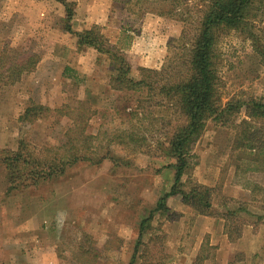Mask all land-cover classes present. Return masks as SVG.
Returning a JSON list of instances; mask_svg holds the SVG:
<instances>
[{
  "label": "rangeland",
  "instance_id": "rangeland-1",
  "mask_svg": "<svg viewBox=\"0 0 264 264\" xmlns=\"http://www.w3.org/2000/svg\"><path fill=\"white\" fill-rule=\"evenodd\" d=\"M37 1L51 6V0ZM204 1L129 0L125 3V0H112L108 18L112 23L119 25L124 35L128 37L121 47H126L132 39L135 40V49L125 54L123 49L113 46L124 52L125 60L131 70L136 71L132 68L137 65L147 67L145 69L149 70H159L163 65L173 62L176 54L182 53L177 40H180L183 30H185L184 33L193 31L199 12L204 7ZM68 3L73 11L75 5ZM14 4L15 0H2L0 19L2 20L11 12L13 13L12 24L16 23L19 26L20 14L15 12L19 9V4ZM157 10L160 12L168 10L167 12L171 14L159 16ZM146 15L159 18L164 26L157 31L141 32L140 24ZM3 32L9 31L0 22V33ZM43 38L42 36L41 44L38 45L33 40L26 43L23 48L20 44L11 48L14 50L10 53L11 57L18 58L16 54L21 50L39 57H45L51 51L54 54H60V50L49 46L48 41L43 44ZM4 44L5 48L9 41L5 39ZM217 53L219 56L217 95L220 102L223 104L231 99L246 101L249 98H257L264 103V68L259 65V59L250 43L231 33L219 41ZM109 63L110 61L103 55H99L96 60V64L105 68L110 78ZM66 75L75 76V73L69 72ZM133 77L138 78V74ZM32 80L29 75L23 76L15 85L1 88L0 102H3L7 95H13L7 91L13 88L12 91H16L15 87L20 86L25 87V91L28 92L29 102L26 109L32 105H39V102L31 99L32 87L36 86V80ZM73 83L75 87L70 89L69 96L63 98V103L59 101L57 95L46 94L45 97L44 95L41 97L39 93V100L45 103L39 106L48 111L43 110L38 113L39 120H37V114L32 117V124H23L19 118L20 130L17 131V136L13 134L7 139L12 141L16 139L14 142L16 148L20 140L25 141L29 148L27 152L34 155H38L46 148H54L62 140L63 134L60 130L63 126L62 123L60 124L62 118L57 113L69 115L70 111L81 102L93 113L88 122V132L95 139L91 142V149L86 154L91 162H80L68 169L63 176L37 187L14 191H8L10 186L6 177L7 173L4 164L0 162L2 178L0 232L4 233L14 227L19 228L24 219L29 220L37 213L43 212L42 215L45 218L47 217L46 209H48L50 215L55 212L54 221L44 220L31 227L44 232L43 253L38 252L36 255L44 261L43 264H131L132 257H134L132 264L171 263L173 258V254H170L171 248L172 251L177 249L179 252L178 247H181V244L168 246L167 237L162 229L166 220L176 218L175 214L169 212L163 215L155 214L139 244H136L138 240L135 235H137L139 223L148 217L158 200L169 191L172 185L173 171L164 167L174 162L165 156L163 150L169 132L177 122L174 111L163 105L141 103L138 113L130 117L126 113L134 110L133 107L136 106L134 102L138 97L137 95L127 96L129 99L125 101L123 95L118 93L117 95L108 93L109 101L117 105L115 110H93V105L101 96L97 94V84L93 85V80L89 83L86 77L83 79L76 77ZM55 85L63 87L62 80L55 82ZM81 86L88 87L85 100H81L79 95L78 88ZM20 89L23 90V88ZM48 104H55V107H49ZM125 107H127L126 112L119 113ZM244 119L246 116L242 109L234 117L233 128L229 124L219 126L211 122L207 123L202 137L192 148L190 167L188 174L182 178L184 185L182 188L186 189L189 183H197L193 176L194 170L195 166L202 161L207 165L214 162L215 166L218 164L224 168L223 170L227 165L236 166L241 172H243L242 169H246L250 161L248 152L235 148L237 126ZM3 139L0 138V150L15 151L9 147H2ZM58 185L61 186L62 193L59 198H55ZM53 197L54 200H52ZM217 200L225 201L215 197L213 192L212 203ZM225 202L228 203L227 199ZM59 208L61 210L58 211ZM230 209L236 208L231 205ZM243 210L245 209L242 206L237 208L229 219L228 226L242 228L246 222L245 215L241 213ZM196 230L194 225L187 230L189 234L181 248L182 255L186 254L185 249L191 243H195ZM117 233H121L126 239L116 237ZM121 245L124 247L122 252ZM207 252L208 255H206ZM212 252L209 248H204L202 257L211 256ZM36 257L33 255L34 260ZM27 264L35 263L31 261Z\"/></svg>",
  "mask_w": 264,
  "mask_h": 264
},
{
  "label": "trees",
  "instance_id": "trees-1",
  "mask_svg": "<svg viewBox=\"0 0 264 264\" xmlns=\"http://www.w3.org/2000/svg\"><path fill=\"white\" fill-rule=\"evenodd\" d=\"M54 1L64 7L65 31L71 33V5L66 0ZM128 1L125 0V3ZM203 4L193 31L184 33L183 30L181 42L177 40L182 53L176 54L173 62L163 65L159 70L136 69V79L131 77V68L125 55L111 45L97 27L73 34L77 39V51L91 48L110 61L108 87L111 92L122 94L125 101L129 96L137 95L138 99L134 102L136 106L133 111L126 113L128 116H135L141 103H154L156 106L170 107L177 119L163 150L165 156L174 162L164 167L173 171L172 185L158 200L148 217L139 223L136 244H139L147 232L149 222L155 214L168 213L166 200L169 197L179 195L182 203L196 215H213L211 188L196 182L189 183L186 189L182 188V178L188 174L190 167L192 148L202 137L207 123L219 126L229 124L233 128L234 117L243 109L246 119L237 126L235 148L248 152L250 161L245 172H264V103L257 98H249L246 101L231 99L222 104L217 95V45L225 36L234 33L243 41L249 42L259 59V65L264 68V0H205ZM167 11L157 10V14L168 16L171 13ZM13 51L5 47L0 52V90L15 85L23 76L32 73L40 60L38 55L24 50L16 54L18 58H14L10 55ZM126 108L119 113H125ZM43 110L48 111L39 105H32L25 109L20 122L32 124L31 118L37 114L39 120L38 113ZM57 114L60 118H67L70 124L56 147L46 148L34 155L27 152L28 144L20 140L15 151L0 150V162L5 166L10 186L8 191L37 187L63 176L68 169L80 162H91L86 155L95 139L88 132V122L93 115L90 108L84 107L80 102L69 115ZM233 215L234 213L227 212L224 216L227 222L226 234L231 242L240 236L238 227L228 226ZM201 262L202 258H197L195 264ZM229 264H259V261L256 255L246 258L243 254L236 253Z\"/></svg>",
  "mask_w": 264,
  "mask_h": 264
},
{
  "label": "crops",
  "instance_id": "crops-1",
  "mask_svg": "<svg viewBox=\"0 0 264 264\" xmlns=\"http://www.w3.org/2000/svg\"><path fill=\"white\" fill-rule=\"evenodd\" d=\"M50 2L51 6L49 7L37 0H15V4H19V9H16L15 12L20 14V25L12 24L13 13L11 12L8 16H4L2 20L0 19V22L9 31L0 33V52L4 48L5 39L9 41L7 47L11 49L18 44L23 48L26 43L33 40L37 42L36 45L41 44L43 36L42 43L48 41V45L57 48L58 51L60 50V54H54L51 51L52 54L49 53L45 57L40 56L35 70L27 74L31 77V80H36V86L32 87L31 99L39 102V105H45L39 100L38 94L41 93V97L42 95L45 97L46 94L57 95L59 101L63 103V98L69 96L70 89L75 87L73 80L76 77L82 79L86 77L89 79V83L93 80V85L94 83L97 84V94L101 95L93 105V110H115L117 105L109 101L108 93L115 95L117 93L110 92L107 86L109 75L107 71L105 72V68L96 64L99 55L91 48H83L77 51V39L73 35L97 27L111 45L123 49L125 54L133 51L135 40L131 39L126 47H121L128 37L124 35L119 25L112 23L108 18L112 0H66L67 3L71 2L75 5L73 17L69 22L71 33L65 31L64 7L54 0ZM3 3L5 4V2ZM1 5L2 0H0ZM162 26L164 24L159 18L146 15L141 21L140 29L141 32L145 33L160 30ZM59 38L60 40H58ZM141 67L137 65L132 69L136 70ZM69 72L75 73V76H67L66 73ZM135 73L137 74V71L131 70V77L136 76ZM133 78L136 79V77ZM61 80L63 87L56 86L55 82ZM20 88H23V90ZM87 88L85 86L78 88L81 100L86 99ZM15 89L16 91H12L14 88L7 91L13 95L6 94L4 101L0 102V138H4L1 144L2 147H9L11 150H16L14 143L16 139L12 141L7 138L13 134L17 136V131L20 130L18 120L29 102L25 87L19 86ZM47 106L54 108L55 104H48ZM61 123L63 124V128L60 129L62 134L69 126L70 121L67 118H62ZM11 141L12 143H10ZM211 165H207L202 161L195 166L193 176L199 185L211 188L215 193V197L225 199V201L227 199L228 203L217 200L212 203L213 215L199 216L182 203L179 195L169 197L166 200V208L170 214H175L176 218L166 220L162 230L167 237L168 246L170 244H177L178 246L181 244V247H178L179 252L177 249L172 251L171 248L170 254H173V258L171 263L167 262V264H195L197 258H202L201 264H229L236 253H241L247 258L256 255L259 264H264V172H245L244 169H242L244 172H241L236 166L231 165H227L223 170L222 166L218 164L215 166L214 162ZM56 188L55 198H59L62 188L59 185ZM0 193H2L1 176ZM72 197H74L73 194ZM55 198L53 197L52 200ZM231 205L236 209L231 210ZM241 206L245 209L241 213L245 215L246 222L240 229L239 238L231 242L226 234L227 222L224 216L227 212L235 213L237 208ZM42 213L31 216L29 220L24 219L19 228L14 227L6 232L4 231V233L0 232V255L3 254L0 256V264H27L31 261L35 264L44 263L43 260L36 257L38 252L39 254L43 253L44 232L41 229L34 230L31 227H34L35 223H41L44 220L54 221L56 216L54 215L55 212L50 215L48 209H46L45 214L47 217L44 218ZM192 225L197 228L194 235L195 243H191L185 249L186 254L182 255L181 248L187 234H189L187 230ZM136 234L135 237L138 239V230ZM115 236L126 239L121 233H117ZM123 248V245H121V252ZM204 248H209L213 251V254L206 256L209 254L207 252L202 257ZM33 255L36 257L35 260Z\"/></svg>",
  "mask_w": 264,
  "mask_h": 264
}]
</instances>
